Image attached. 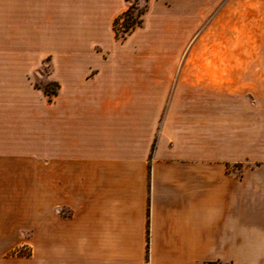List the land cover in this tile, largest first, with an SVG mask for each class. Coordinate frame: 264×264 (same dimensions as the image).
I'll return each mask as SVG.
<instances>
[{
  "label": "crops",
  "instance_id": "0c3cea01",
  "mask_svg": "<svg viewBox=\"0 0 264 264\" xmlns=\"http://www.w3.org/2000/svg\"><path fill=\"white\" fill-rule=\"evenodd\" d=\"M63 1L0 0V264H264V58L238 54L260 45L264 0H152L182 11L167 31L214 51L146 71L142 56H68L35 104L13 54L46 33V8L74 34L127 6L86 0L63 23Z\"/></svg>",
  "mask_w": 264,
  "mask_h": 264
},
{
  "label": "rangeland",
  "instance_id": "374dc122",
  "mask_svg": "<svg viewBox=\"0 0 264 264\" xmlns=\"http://www.w3.org/2000/svg\"><path fill=\"white\" fill-rule=\"evenodd\" d=\"M152 0H124V4L129 6L131 3L135 4L133 15L138 9H143L146 6V11L142 16L140 25L135 26L124 38L116 39L112 30V19L110 24H106L103 31L99 32H78L72 34L70 31L56 32L55 17L52 14L51 6L46 8L48 25L46 33L41 32V37L38 33H31V41L28 43L29 47H20L14 49V56L16 58L24 59L25 63L21 64L23 76L21 88L24 89L25 98L29 96L32 103L38 104L40 98L46 97L47 102L51 103L55 94L58 92L59 84L54 79V66L56 61H60L68 56H78L84 59H101L106 61H113L112 59L118 56H142L144 62L142 64L144 71H146L150 64L156 57L166 56H186L198 55L199 52L208 54L213 52L214 49H205L198 46L194 47V37L199 34L198 32L189 33L188 31H167L168 23H174L177 27L183 25L184 16L182 11H177L176 15L166 11L158 10L157 8L151 12ZM224 0H221L223 2ZM51 2V1H50ZM167 3V0H164ZM88 1L86 0H68L63 1V23L66 17L69 19L71 11L84 8ZM121 0H113L108 6V11L113 12L119 8ZM126 6V8H127ZM217 7L210 10L206 16L203 17L201 26L207 24L214 15ZM125 10V9H124ZM123 10V11H124ZM161 12V13H160ZM68 13V14H66ZM160 13V15H159ZM120 14V13H119ZM118 14V15H119ZM179 14V16H177ZM117 15V16H118ZM116 16V17H117ZM169 17V22L167 18ZM58 18V17H57ZM74 20L77 16L73 17ZM115 18V17H114ZM242 18V17H240ZM250 20H262L257 15L249 17ZM75 22V21H74ZM66 23V22H65ZM121 22H118L116 28L121 31ZM259 25L262 27V22ZM257 25V24H256ZM260 27V29H261ZM34 34V35H33ZM264 33L260 34V45L254 49L240 48L238 54H252L264 58ZM194 47V48H193ZM218 49L217 51H219ZM1 55H8L6 49H0ZM213 54V53H212ZM256 67H263L264 64H255ZM29 69H28V68ZM93 70L89 75L94 73ZM47 89L48 94L44 91ZM35 145H32L34 150ZM59 213H67L66 209H60ZM31 253L30 246L23 245L12 252V255L29 256Z\"/></svg>",
  "mask_w": 264,
  "mask_h": 264
},
{
  "label": "trees",
  "instance_id": "16d2710c",
  "mask_svg": "<svg viewBox=\"0 0 264 264\" xmlns=\"http://www.w3.org/2000/svg\"><path fill=\"white\" fill-rule=\"evenodd\" d=\"M134 9L135 4L131 3L124 11H122L117 17L114 18L112 22V30L116 39L124 38V36L128 34L135 26L140 25L142 16L146 11V6L143 9H138L135 15H133ZM118 22H121V31L116 28ZM44 91L48 94L46 88H44Z\"/></svg>",
  "mask_w": 264,
  "mask_h": 264
}]
</instances>
